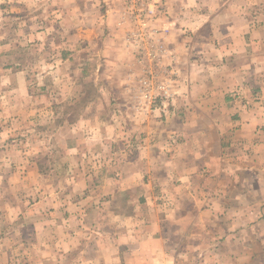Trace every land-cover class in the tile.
Segmentation results:
<instances>
[{
	"label": "crops",
	"instance_id": "1",
	"mask_svg": "<svg viewBox=\"0 0 264 264\" xmlns=\"http://www.w3.org/2000/svg\"><path fill=\"white\" fill-rule=\"evenodd\" d=\"M156 1L163 8L154 22L164 41L162 64L173 66L180 78L173 84L177 94L169 109H155L139 98L136 110L128 112V134L143 139L112 182L127 192L128 202L140 204L129 212L111 211L109 192L104 197L106 183L98 176L81 178L83 183L71 191L80 193L89 182L96 200L79 214L86 221L70 231V243L91 236L83 258L95 264H264V128H258L264 126V112L256 114L230 98L235 91L249 95L258 90L264 99L260 25L248 13L247 1ZM90 2L106 8L108 31L91 20L77 27L72 41L103 44L101 53L92 52L80 63L103 76L97 82V113L109 108L110 88L118 89L117 101L127 104L122 93H129L140 67L126 40L132 26L127 1ZM212 6L218 7L212 14L202 13ZM207 25L212 34L203 37ZM185 35L192 41L214 39L216 57L203 64L188 61L192 47L179 42ZM97 55L100 62L92 63ZM11 74L6 84L17 85L19 92L0 96V113L21 117L29 109V96H24V79L18 80L23 72ZM105 130L101 124V137Z\"/></svg>",
	"mask_w": 264,
	"mask_h": 264
},
{
	"label": "rangeland",
	"instance_id": "2",
	"mask_svg": "<svg viewBox=\"0 0 264 264\" xmlns=\"http://www.w3.org/2000/svg\"><path fill=\"white\" fill-rule=\"evenodd\" d=\"M126 1V14L132 21L126 40L140 71L127 88L129 93H122L125 108L117 101L118 89L110 88L109 108L96 113L94 101L101 94L97 82L103 76L80 63L92 52L101 53L103 44H75L72 36L91 20L101 26L99 30L108 31L103 16L106 8L90 0H0V96L18 94L19 87L9 88L5 78L15 75L12 70L22 71L18 80L24 79V96L28 94L30 102L21 117L0 113V264H95L83 258L90 249L85 243L92 237H80L78 243H70L69 237L75 226L86 221L79 214H85L96 200L89 182L84 191H71L79 188L83 177L98 176L106 183L104 197L109 192L111 211L129 212L140 204L128 202L127 192L112 182L125 157L134 155L143 139L128 134V112L136 110L139 98L155 109H169L180 73L162 64L164 41L154 23L163 15L160 1ZM241 1L248 2V13L264 37V0ZM217 8L207 7L202 13L212 14ZM209 33L211 25L202 35ZM188 36L179 41L192 47L188 61L203 64L216 57L214 39L192 41ZM173 57L175 63L177 55ZM100 58L97 55L91 62L98 63ZM160 84L168 87V93L161 92ZM230 98L256 114L264 112L258 90L249 95L235 91ZM101 124L106 128L103 137ZM98 201L96 205L103 199ZM110 220L116 222V217L111 214Z\"/></svg>",
	"mask_w": 264,
	"mask_h": 264
},
{
	"label": "built area",
	"instance_id": "3",
	"mask_svg": "<svg viewBox=\"0 0 264 264\" xmlns=\"http://www.w3.org/2000/svg\"><path fill=\"white\" fill-rule=\"evenodd\" d=\"M147 22V21H146ZM142 38H143V35L142 34H140V41L142 42ZM149 71H151V67L148 69ZM161 85V87H160V89L162 90L161 92H163V91H165V92H167L168 93V87H166V85H162V84H160Z\"/></svg>",
	"mask_w": 264,
	"mask_h": 264
}]
</instances>
